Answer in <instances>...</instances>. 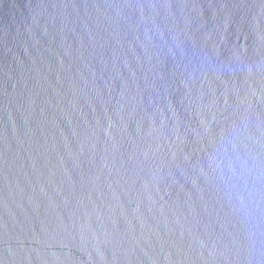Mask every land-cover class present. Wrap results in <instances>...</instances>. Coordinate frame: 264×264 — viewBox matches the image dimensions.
Segmentation results:
<instances>
[{
  "label": "water",
  "instance_id": "1",
  "mask_svg": "<svg viewBox=\"0 0 264 264\" xmlns=\"http://www.w3.org/2000/svg\"><path fill=\"white\" fill-rule=\"evenodd\" d=\"M264 0H0V264H264Z\"/></svg>",
  "mask_w": 264,
  "mask_h": 264
},
{
  "label": "clouds",
  "instance_id": "2",
  "mask_svg": "<svg viewBox=\"0 0 264 264\" xmlns=\"http://www.w3.org/2000/svg\"><path fill=\"white\" fill-rule=\"evenodd\" d=\"M223 166L229 174L237 204L255 234L258 231V212L261 204L264 203L257 190L260 178L254 176L251 166L241 158L227 159L223 162Z\"/></svg>",
  "mask_w": 264,
  "mask_h": 264
}]
</instances>
